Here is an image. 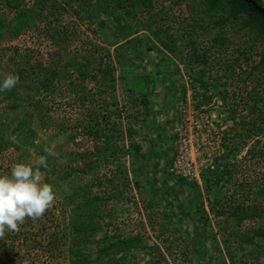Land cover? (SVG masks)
<instances>
[{
    "label": "rangeland",
    "instance_id": "rangeland-1",
    "mask_svg": "<svg viewBox=\"0 0 264 264\" xmlns=\"http://www.w3.org/2000/svg\"><path fill=\"white\" fill-rule=\"evenodd\" d=\"M3 1L0 0V19L9 21ZM146 1L151 10L147 12L142 8L137 14V22L131 24L138 28L139 24L148 21L151 27L148 31L139 29L138 36H148L149 45L159 46L150 30L156 25L161 29L169 27V38L166 37V40L177 39L179 52L177 55L164 50L162 53L143 51L140 58L132 59L133 64L139 66L136 73L143 69L155 73L151 66L160 58L173 63L166 65L162 74L155 75L157 86L154 87V94L150 95L153 107L162 108L167 99L166 102L171 98L173 102L169 111L171 129L167 138L165 133L162 134L161 154L154 149L143 168L153 179L157 192L153 197L146 195L141 184L139 189L135 187L130 174L132 160L125 151L128 147L126 130L130 125L136 132L132 142L141 147L142 154L147 149L144 140L151 141L153 148L158 147L162 137L161 133L151 136L149 120L139 118L133 122V119H126V116L137 113L139 116L142 112L139 106L133 105L138 95L121 89L118 72L115 74L116 89L111 91L109 87H99L91 82V77L80 78V73L76 71L77 66L85 64L89 74H94L99 58L107 59L109 56L114 61V48L105 44L102 34H92L84 31V27H78L77 38L72 39L68 50L58 53L53 48L57 47L54 45L57 41L60 44L61 35L58 34L57 41L52 43L36 16L21 18L14 23L23 25L22 33L16 39L4 40L0 44V75L6 76L27 59L32 62H60L65 66L68 73L61 79H51L38 95L37 100L47 103L50 110L48 114L35 111L33 126L37 132L36 143L53 150L55 155L51 156L53 162L55 159L57 170L62 175L66 174L60 184L63 194L71 196L81 187L82 194L91 198L97 196L101 201L99 216H96L100 230L94 240L97 242L93 245L94 258L100 246L103 250L109 246L110 242L101 244L105 236L113 237V241L140 237V247L130 248L128 244L122 264H264V239L260 235L264 232V215L239 222L228 214L232 213L234 205L241 204L243 198L234 187L248 184L255 188L257 178L264 177V134L244 135L245 147L237 150L242 138L231 137L230 130L235 121L228 110L234 108L238 119L248 112L243 103L253 83L248 80L247 72L259 62L264 49V34L245 26L244 15L228 17L227 9L211 11L207 15L203 9L209 3L205 0L203 7L200 5L202 0ZM262 2L264 5V0ZM193 14L201 20L204 17L202 23L205 30H201L200 20L191 19ZM73 20L72 16L66 15L61 23L69 28ZM55 31H51V36H56ZM208 73H211L210 76ZM166 86L171 88L172 97L166 98ZM150 89L151 86H148V93ZM221 93L227 101L220 99ZM19 94L25 95L23 90ZM112 101L124 112L121 129L111 133L105 129L106 125L101 124L99 131L96 123L115 110L110 107ZM4 108L5 103L0 102V113ZM30 109L27 103L22 104L12 116L21 117ZM110 136L111 145L123 147L118 155L124 154L122 160L129 172L124 179L122 175L119 179L117 174L112 184L107 180L115 172L116 165L110 163L112 159L107 164L101 157L95 159L93 155L96 146H102L104 139ZM235 147L237 151L230 153ZM191 148L196 150L200 161V175L205 170L214 169L215 165L219 166L218 172L221 173L226 166L230 171V183L221 182L206 189L201 176L200 185L184 179L192 184L191 188L177 182L182 178L169 173L170 165L177 155L189 159ZM228 150V158L222 159ZM9 153L0 154V175H10L11 168L17 163L34 166L39 158L33 149H23L15 155ZM108 156L112 155L108 153ZM84 163L92 169L83 166ZM81 168L84 173L78 174ZM72 170L74 173H71ZM41 172L42 182H46V173ZM81 197L78 193L74 203L80 204ZM250 199L259 200L257 207L264 209V200L255 197L254 193H250ZM71 208L74 205L65 207L55 194L53 206L41 218H26L19 231H11V235L15 236L13 254L17 261L22 259V264L28 260L30 264H69L67 249ZM177 213L182 214L183 219L179 224L173 219ZM53 241L59 244L58 251L52 250ZM198 253L202 255L200 262L196 259ZM102 259L106 262L108 257Z\"/></svg>",
    "mask_w": 264,
    "mask_h": 264
},
{
    "label": "trees",
    "instance_id": "trees-1",
    "mask_svg": "<svg viewBox=\"0 0 264 264\" xmlns=\"http://www.w3.org/2000/svg\"><path fill=\"white\" fill-rule=\"evenodd\" d=\"M209 3V6L203 9L208 13L211 11L227 9L228 17L235 18V16L242 17L244 15V25L252 27L258 33L264 34V5L262 0H205ZM204 0L200 2L203 7ZM5 15L9 21L0 19V44L6 40L11 41L16 39L22 33V27L17 26L14 21H20V19H27L31 16L37 17L38 24L46 32L52 43L56 42V38L61 35L60 44L58 41L54 44L57 47L53 48L54 52L67 51L70 47L71 41L77 38L76 33L79 30L77 28L84 27V31H88L92 34H102L103 39L108 46L114 48L115 58L111 61L110 57L99 58L96 64V70L94 74H89L88 66L80 64L77 66L76 71L80 73V78L85 79L91 77V82L94 81L99 87H109L111 91L116 89V72L119 73V79L121 81V89L128 94L138 95L137 101H134L133 105L139 106L142 110L140 115L126 116V119H133L136 122L137 119H147L149 122L152 120V104L151 98L154 94V87H156L155 75L162 74V71L166 65L171 66L173 63L170 60L160 58L157 60L151 68L155 69L153 73L149 69H143L139 73L135 71L139 68L138 64H133L132 59L134 57L140 58L143 51L148 52H160L162 50L173 54L177 52L178 40L167 41L169 27L161 29L159 26H155L151 31L155 42L159 44L150 43L148 36H138L139 29L142 31H148L151 27L148 21L146 23L139 24L138 28H135L132 22H137V14L143 8L147 12L151 10V5L146 0H4L2 3ZM188 8V6H186ZM143 10V11H144ZM192 11V10H191ZM203 12V13H204ZM72 16V26L68 28L67 24H62L61 20L65 16ZM207 17V16H206ZM204 18V17H203ZM199 18L197 15L191 16L194 21H201V30L204 29L202 21L204 19ZM149 26H148V24ZM38 25V27H39ZM199 25V23H196ZM31 27V26H30ZM199 27V26H198ZM69 29V31L67 30ZM60 29V30H59ZM70 29H72L70 31ZM56 30V36H51V31ZM59 30V31H58ZM259 33V34H260ZM141 35V34H140ZM143 35V34H142ZM169 38V37H168ZM135 43V44H134ZM25 58V56H24ZM26 59V58H25ZM23 61L11 72L12 74L19 76V83L9 91H0V102L5 103V108L0 113V154L10 152L9 154L15 155L23 149H33V151L40 157H47V168H41V171L46 173V182L53 186V191L61 199V203L65 207L74 205V208L69 210V234L70 242L67 249L68 263L69 264H122L124 253L128 250V244L130 248H138L141 246L140 237L121 239L113 241V237L105 236L101 240V244L110 242L109 246L102 249V246L95 252L96 258H94L93 245L95 242V236L100 230V226L96 221V216H99V197H89L83 193L81 187L77 188V191L73 192L71 196H65L61 190V181L65 179L66 174L62 175L57 170L56 164L53 162V157L48 155L44 149L46 146L43 144H37V132L33 126V119L35 113L48 114L50 110L48 104L43 100L38 99V95L45 88L46 84L50 83L52 79H61L68 73L65 66L60 62L45 63L43 61ZM150 63V62H149ZM211 73H208L210 76ZM247 78L253 83L250 90L246 92V101L243 103V108L248 107V112L245 115L236 118V110L234 108H228L231 119L235 121L231 128V137H241L238 148L235 147L230 153H234L239 148L245 147L244 135L261 136L264 134V49L260 54L259 62L247 72ZM204 72L201 73V76ZM5 76L0 75V82L3 81ZM163 79L166 78L163 76ZM203 83L202 81H200ZM166 83V81H165ZM74 87V84H71ZM148 86H151L149 93L147 92ZM181 87V86H180ZM20 90L24 91V96H21ZM172 96V95H171ZM220 99L225 102L227 97L222 93ZM178 95L176 94V99ZM168 100V99H167ZM166 100V101H167ZM172 100V98H171ZM170 100V101H171ZM165 101V103H167ZM27 103L30 110L24 112L21 117L12 116L22 104ZM138 103V104H137ZM173 104V102H170ZM45 104V105H44ZM43 105V106H42ZM110 107H113L112 114L110 116L100 118L99 123L96 126L99 127L103 124L108 131L117 132L121 129L123 110L117 104L111 102ZM232 107V106H231ZM36 111V112H35ZM47 112V113H46ZM97 130V129H96ZM113 131V132H112ZM136 134L135 130L130 125L126 130V136L128 140V147L126 148L127 156L132 160L130 168V174L134 179V185L139 189L141 184L148 197H153L154 190L153 179L150 178L146 172L143 171L147 158L152 156V152L140 153L141 147L138 144L132 142V138ZM229 135V132H228ZM97 138V137H96ZM112 136L105 138L102 146H96L94 150V158L99 159L101 157L103 162L115 164V172L111 173V178L107 180L112 184L114 177L118 174L119 179L121 175L123 179L127 177L126 162L122 160L124 154L118 155L122 151L123 147L111 145ZM147 148H151V141L144 140ZM237 148V150H236ZM110 153L112 156H108ZM88 155L87 157L93 156ZM229 156V150L226 156L222 159H226ZM111 157V158H110ZM146 158V159H145ZM94 159V160H95ZM145 159V160H144ZM141 161V162H140ZM139 162V164H138ZM144 164V165H143ZM86 165L88 169H92L90 165ZM219 166L215 165L214 169H208L202 172V179L205 188H211L220 184L221 182L230 183V171L228 167L224 166L222 172H218ZM87 171V170H86ZM80 173H84L82 168ZM117 172V173H116ZM71 173H74L72 170ZM213 178L210 180V178ZM257 184L255 188L253 185L239 184L234 187L242 194V200L240 205H234L233 211L228 212L231 219L234 221L243 222L244 220H250L264 215V209H260L257 201L251 200L250 193H254L255 197H259L264 200V177L257 178ZM181 185H185L191 188L192 184L187 183L184 179H178ZM194 185V184H193ZM255 189V190H254ZM80 193L82 195V202L80 204L74 203V197ZM186 204V203H185ZM251 204V205H250ZM187 205V204H186ZM188 206V205H187ZM188 208V207H187ZM190 208V207H189ZM188 208V209H189ZM227 214V212H224ZM182 214L177 213L173 219L176 224L183 221ZM97 216V218H98ZM203 229V228H202ZM196 234V233H195ZM264 239V232L260 234ZM113 238V239H112ZM15 236L11 235V231H6L3 237H0V264H22V259L17 261L14 257ZM112 241V242H111ZM58 242V240H57ZM53 243L52 250L58 251L59 244ZM197 243V242H196ZM101 248V249H100ZM34 250V249H33ZM196 259H202L200 253L197 254ZM102 257H108V260L103 261ZM200 262V260H199ZM26 264H30L29 260Z\"/></svg>",
    "mask_w": 264,
    "mask_h": 264
},
{
    "label": "clouds",
    "instance_id": "clouds-1",
    "mask_svg": "<svg viewBox=\"0 0 264 264\" xmlns=\"http://www.w3.org/2000/svg\"><path fill=\"white\" fill-rule=\"evenodd\" d=\"M19 83V76L9 73L0 82V91H9ZM48 155H55L45 147ZM47 157L33 164L17 163L10 175H0V237L6 231H19L26 218H41L55 202L53 186L42 182L41 168H47Z\"/></svg>",
    "mask_w": 264,
    "mask_h": 264
},
{
    "label": "built area",
    "instance_id": "built-area-1",
    "mask_svg": "<svg viewBox=\"0 0 264 264\" xmlns=\"http://www.w3.org/2000/svg\"><path fill=\"white\" fill-rule=\"evenodd\" d=\"M174 129L176 131V127ZM176 135L179 136L177 133ZM195 152L196 150L191 148L189 159H184L182 156L177 155L175 161H172L170 165L169 173L177 178L200 185L201 175L199 167L201 164Z\"/></svg>",
    "mask_w": 264,
    "mask_h": 264
},
{
    "label": "crops",
    "instance_id": "crops-1",
    "mask_svg": "<svg viewBox=\"0 0 264 264\" xmlns=\"http://www.w3.org/2000/svg\"><path fill=\"white\" fill-rule=\"evenodd\" d=\"M164 93H165L166 98H168L169 96L172 97L171 96V94H172L171 88H169L168 86H166L164 88ZM169 103H170V101L165 103V104H163L162 108L161 107H153V109H152L153 114H152V117H151L152 120L149 123L151 125V128H152L151 136L154 137V136L158 135V133L159 134L161 133L160 135L165 133L164 137L167 138V136L169 135V131H167V130L171 129L170 122L168 124L167 120H165L166 119V115L169 114V111L172 108V104L170 103L171 104L170 105ZM170 121H171V119H170ZM165 130H166V132H165ZM163 139L164 138H163V135H162V137L159 140L160 144H158V147H153V148L151 147L149 149L147 148L145 150V152H149L150 153V152H152L155 149L158 154H161V150L163 149V146H162L161 142L163 141ZM151 146H152V143H151ZM154 152L155 151H153V153Z\"/></svg>",
    "mask_w": 264,
    "mask_h": 264
},
{
    "label": "flooded vegetation",
    "instance_id": "flooded-vegetation-1",
    "mask_svg": "<svg viewBox=\"0 0 264 264\" xmlns=\"http://www.w3.org/2000/svg\"><path fill=\"white\" fill-rule=\"evenodd\" d=\"M165 120H167V123L169 124V122H170L169 114L166 115V119ZM167 131H169V130H167Z\"/></svg>",
    "mask_w": 264,
    "mask_h": 264
}]
</instances>
